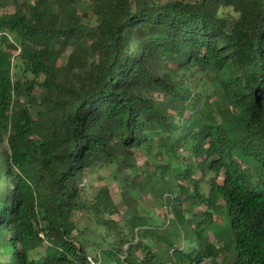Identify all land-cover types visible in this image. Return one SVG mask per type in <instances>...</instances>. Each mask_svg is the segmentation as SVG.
Returning <instances> with one entry per match:
<instances>
[{"label":"trees","instance_id":"1","mask_svg":"<svg viewBox=\"0 0 264 264\" xmlns=\"http://www.w3.org/2000/svg\"><path fill=\"white\" fill-rule=\"evenodd\" d=\"M98 164L122 172L121 220L108 187L86 200ZM145 189L172 217L130 211ZM228 251L264 264V0H0V264Z\"/></svg>","mask_w":264,"mask_h":264},{"label":"rangeland","instance_id":"2","mask_svg":"<svg viewBox=\"0 0 264 264\" xmlns=\"http://www.w3.org/2000/svg\"><path fill=\"white\" fill-rule=\"evenodd\" d=\"M9 11H13V7L10 6L8 8ZM67 59V56H65L62 60V63ZM23 70L20 68L19 65H14L13 67V77H23ZM40 80H43L42 77H40ZM40 88L36 89V92H39ZM183 156H187L188 151L183 150L181 151ZM145 154H141L138 158V162L140 165L144 166L145 164ZM121 173L117 172V166L115 165H96L93 169L86 171L87 181L85 185V192L84 194L87 197V201H92L96 193L99 191L102 187H108L111 195L115 199L118 209V212H115L114 214L107 215L110 219L115 220H121L124 215V211L127 209V206L122 204L123 199V192H122V186L124 185V181L119 177L121 176ZM89 199V200H88ZM129 209L131 212H142L143 214L151 215L161 221V217H164V214L168 217H172V214L168 211H164L156 206V203L153 201L152 194L147 190H142L141 195L137 197L135 201L131 203L129 206ZM149 214H148V213ZM217 223H222V217H216ZM73 221L77 224V229L80 233L76 235V237L81 240L83 237V234H81L83 231H86L83 238L86 242V245H88V250L92 253H97L99 251V247H103V244H100L102 241L101 238V232L94 230L97 228V223L94 221L93 217L90 213H86L84 211H77L73 215ZM77 233V232H76ZM211 240L218 244L220 247L223 246V241H218L214 234L210 235ZM99 242V243H98ZM178 246L184 247V241H180V243L177 241ZM95 246V247H93ZM164 247V242H159L156 245V250L161 249ZM233 252H222L220 255V261L223 264H231L233 262Z\"/></svg>","mask_w":264,"mask_h":264}]
</instances>
